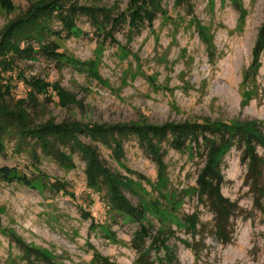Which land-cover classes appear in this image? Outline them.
<instances>
[{
	"label": "rangeland",
	"instance_id": "obj_1",
	"mask_svg": "<svg viewBox=\"0 0 264 264\" xmlns=\"http://www.w3.org/2000/svg\"><path fill=\"white\" fill-rule=\"evenodd\" d=\"M10 1L8 9L0 0V32L38 0ZM75 1L116 13L128 0ZM160 2L164 11L150 25L145 23L138 34L121 25L113 30L114 39L103 37L83 14L74 18L79 32L66 37L61 21L53 17L49 26L65 37L50 35L46 42L76 63L42 52L15 57L13 68L3 72L12 85L6 101L12 105L25 97L29 86L23 78L36 77L59 83L75 102L65 107L56 100L42 102L32 112L35 123L254 121L264 135V49L252 63L264 0H190V7L176 0ZM3 143L0 164L16 167L36 187L0 181V264H141L133 242L138 223L114 211L104 189L86 185L85 163L77 153L74 166L65 168L15 132ZM96 148L123 180L127 200L142 209L141 223L152 236L160 232L165 237L175 257L171 264H264V195L250 188L242 147L233 146L221 164L222 194L236 204L226 238L215 233L213 213L198 196L200 153L162 142L159 168L133 136L124 141L120 158L101 143ZM256 151L264 159V146ZM51 182H61L64 189H54ZM23 249H34L38 256L28 260ZM145 258L156 264L153 252Z\"/></svg>",
	"mask_w": 264,
	"mask_h": 264
},
{
	"label": "trees",
	"instance_id": "obj_2",
	"mask_svg": "<svg viewBox=\"0 0 264 264\" xmlns=\"http://www.w3.org/2000/svg\"><path fill=\"white\" fill-rule=\"evenodd\" d=\"M1 2L8 9L13 7L10 0ZM176 3L179 5L186 3L190 7V0H176ZM163 11L160 0H128L126 7L116 13L112 8L78 4L75 0H38L25 15L7 23L0 32V152L4 149V138L15 132L21 140H32L46 156L53 158L65 168L74 166L72 156L73 153H77L85 163L86 185L92 189H104L110 207L138 223V228L133 234V242L139 250L138 262L141 264H153L145 258L150 252L156 254V264H171L175 257L166 245L165 237L160 235L162 233L152 236L148 228L141 223L142 209L133 206L127 200L123 193L125 186L123 180L104 164L96 143L105 145L114 157L120 158L123 155L124 141L133 136L159 168H162L164 163L162 142H168L177 150L189 147L191 151L200 153L204 157V163L196 178L198 196L205 200L213 213L215 233L226 238V228L236 204L222 194L224 175L221 164L223 157L233 146L242 147L244 154L247 155L246 178L249 179L251 190L256 192L255 194L264 195V187L261 184L264 159L256 151L258 145L264 146V135L258 122L184 121L104 125L46 120L35 123L31 119L32 112L42 102L56 100L57 104L65 107L75 102L74 95L55 81L36 77L23 78L29 90L25 97L16 99V102L10 105L6 97L10 95L12 85L9 80H5L3 72L13 68L15 57H32L35 52L46 53L60 61L64 59L70 63L75 62L64 52L56 51V44L46 42L50 35L65 37L62 31L53 30L49 26L48 22L53 17L61 21L63 29L67 31L66 37L79 32L74 18L77 14H83L91 18L103 37L114 39L111 35L117 27L126 25L128 32L138 34L145 23L150 25L157 13ZM108 24L110 28L106 31ZM24 41L27 43L22 47L21 43ZM31 42H36L37 48L32 46ZM263 49L264 19L252 50L253 64L257 63ZM81 135L89 138L91 143L82 140ZM0 181L36 187L27 175L14 166L0 164ZM57 183L51 182L50 186L56 190L64 189L62 183L60 185ZM41 185L45 183L41 181ZM84 215L93 218L88 212ZM146 238H150L147 245ZM23 252L28 260L32 259L33 255L38 256L34 249H23ZM160 252H163L162 255H159ZM40 258L50 262L43 255Z\"/></svg>",
	"mask_w": 264,
	"mask_h": 264
}]
</instances>
